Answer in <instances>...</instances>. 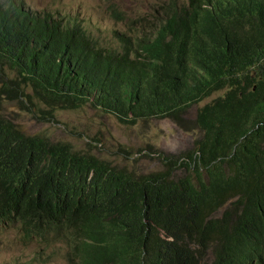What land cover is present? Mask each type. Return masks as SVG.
<instances>
[{"label": "trees", "instance_id": "16d2710c", "mask_svg": "<svg viewBox=\"0 0 264 264\" xmlns=\"http://www.w3.org/2000/svg\"><path fill=\"white\" fill-rule=\"evenodd\" d=\"M159 13L107 47L79 20L0 0V231L61 238L70 264H264V0H171ZM219 90L196 111L194 149L147 173L27 133L7 111L178 121Z\"/></svg>", "mask_w": 264, "mask_h": 264}, {"label": "rangeland", "instance_id": "374dc122", "mask_svg": "<svg viewBox=\"0 0 264 264\" xmlns=\"http://www.w3.org/2000/svg\"><path fill=\"white\" fill-rule=\"evenodd\" d=\"M178 3L186 0H177ZM171 0H26L33 9L79 20L88 34L107 47H117L115 32L131 33L151 29L161 19L159 10ZM119 13L121 18L114 15ZM132 26L129 29L128 25ZM223 91L191 104L180 119L170 117L138 120L126 125L109 113L84 105L58 110L56 120L45 121L17 106L7 105L9 115L27 133H41L52 140L67 141L75 149L89 151L111 164L136 173L162 170V158L192 151L200 130L194 120L198 107ZM195 126V128H193ZM174 159V158H173ZM184 174L182 169L176 175ZM51 244L21 242L18 230L0 233V264H70L71 248L65 240Z\"/></svg>", "mask_w": 264, "mask_h": 264}, {"label": "clouds", "instance_id": "9594fccd", "mask_svg": "<svg viewBox=\"0 0 264 264\" xmlns=\"http://www.w3.org/2000/svg\"><path fill=\"white\" fill-rule=\"evenodd\" d=\"M214 93V92H213ZM8 227V226H7ZM10 230H14V228H9V229H6V230H1L0 233L4 232V231H10Z\"/></svg>", "mask_w": 264, "mask_h": 264}]
</instances>
